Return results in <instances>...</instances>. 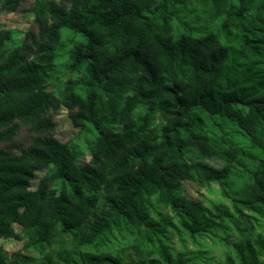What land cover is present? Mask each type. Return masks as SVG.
<instances>
[{
  "label": "trees",
  "instance_id": "1",
  "mask_svg": "<svg viewBox=\"0 0 264 264\" xmlns=\"http://www.w3.org/2000/svg\"><path fill=\"white\" fill-rule=\"evenodd\" d=\"M192 1L206 23L219 19L214 31L173 24L168 4ZM21 2L0 0V14ZM30 12L35 33L0 30V239L21 238L41 264H187L171 234L227 241L229 222L236 239L221 264H264V230L243 213L264 217V0H32ZM67 44L70 76L48 91ZM58 108L90 138L87 162L55 139ZM20 128L30 140L16 153ZM184 180L219 185L230 208L187 198ZM0 264L23 261L0 248Z\"/></svg>",
  "mask_w": 264,
  "mask_h": 264
},
{
  "label": "rangeland",
  "instance_id": "2",
  "mask_svg": "<svg viewBox=\"0 0 264 264\" xmlns=\"http://www.w3.org/2000/svg\"><path fill=\"white\" fill-rule=\"evenodd\" d=\"M58 1V0H55ZM21 8L12 13L0 14V30H14L18 32L19 38L25 31L32 33L36 32L34 25L32 24V15L30 12L32 0H22ZM172 15L173 24L179 20L190 23L197 29L195 36L201 35L204 31H214L219 24V19H215L211 23H206V13L199 4L192 1V5H186L185 7H172L168 4ZM70 48L69 44L57 47L55 52L57 58L54 62L53 81L50 82L47 87L48 91H52L58 85L57 80L61 81L69 77L68 73H65L60 66V63L66 59V52ZM53 121L55 123L54 137L57 141L62 143H71L74 145L80 155L78 158L79 163H85L88 161V153L85 149V142L90 138L84 134L79 133V130L72 127L67 112L63 108H58L51 113ZM224 131L227 134H233L235 128L227 124L224 126ZM233 139L240 146L249 148L248 143L242 137L233 134ZM30 134L25 128H20L15 136L14 151L16 153L27 148L29 146ZM255 153V150L252 149ZM186 157L190 161L201 160L202 162L216 168L222 167V162L215 158L200 159L199 155L193 151H188ZM236 171L232 177L234 187L233 191H239V183L243 181L245 175L243 174V168L240 165H235ZM45 174V171H38L35 173V179L32 181V187L35 186L36 181ZM181 192L187 198L200 201L206 208L212 209L213 206L218 204H224L230 208V202L228 199H224L220 193V186L214 183L208 186H202L195 182L184 180L181 183ZM231 196H234L231 193ZM231 210V209H230ZM244 214L252 215L255 217L254 222L255 232L263 233L264 230V217L260 218L250 211L243 210ZM227 241L222 240V232L214 231L212 233L203 234L197 236L194 239H190L187 235L172 233L170 236V245L173 248V252L180 254L187 264H221L223 258L226 255L231 254L230 243L236 239V231L232 229L229 222L225 223ZM15 233L21 237L22 229L18 226H14ZM122 243V242H121ZM0 248L4 251L6 261L8 263H19L23 261V264H41L42 255L32 250L24 249L23 240L20 239H0ZM121 258L126 261L136 259L135 254L126 249H122L120 254Z\"/></svg>",
  "mask_w": 264,
  "mask_h": 264
}]
</instances>
